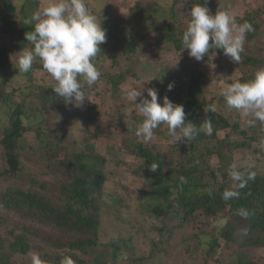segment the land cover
Returning a JSON list of instances; mask_svg holds the SVG:
<instances>
[{
	"label": "trees",
	"instance_id": "trees-1",
	"mask_svg": "<svg viewBox=\"0 0 264 264\" xmlns=\"http://www.w3.org/2000/svg\"><path fill=\"white\" fill-rule=\"evenodd\" d=\"M16 1L18 0H0V24L3 32L26 33L31 30V26L25 25L24 21L40 7L32 8L26 13L19 20V27L15 29L13 24ZM179 1L171 0L165 3L162 0H135L127 9V23L124 25L115 24L108 15L94 11L107 30V41L100 45L101 52L93 62L101 72V77L106 68L99 65V61L108 64L107 68L112 71L108 75L112 89L116 90L119 84L135 76L134 56L138 52L139 43L150 46L151 50L160 49L168 44L177 52L183 50L181 36L187 24H184V17L177 12L176 6ZM194 2L203 3L204 0H187L188 11ZM162 3L169 11L165 17L160 15ZM209 3L210 0H207L205 6L213 13L208 7ZM256 14L255 11H247L236 19L238 23L246 21L256 29L258 23L253 22ZM145 15L153 19V24L140 32L137 25ZM189 19L188 14V21ZM255 37L254 30L247 34L246 41ZM5 50L0 42V82L6 80L5 77L12 69ZM183 51L187 53V50ZM210 51H215L219 57H226L221 50ZM261 52L263 56L259 57L244 48L239 63H234L228 58L242 72L231 82L250 80L258 69L264 67V51ZM207 59L208 56L204 58ZM204 60L199 62L195 60L196 67L181 62L174 71L162 72L161 76L153 79L151 83L158 89L160 97L166 95L171 101L183 105L187 121L199 125L204 119H210L213 126L212 135L201 132L195 139H185L174 144L171 142L167 127L162 129V125L154 130L157 135L160 134V145H155L153 142H144L137 138L133 128V134L124 137L122 149L127 155L134 157V164L138 163L135 168L139 165L142 169H130L133 180L144 183L143 175L135 173L150 170L153 163L158 165L156 171H150L153 180L152 183H148L151 186L150 200L156 204L152 205L149 213L157 217L163 206L167 209L173 208L177 213L182 212V223L186 219L190 221L188 225L192 230L193 241L191 246H196L191 247L193 251L194 249L200 251L201 244L204 243L201 236L207 233L209 224L225 221L223 224H216L214 240L208 241L209 249L205 254L207 257L199 258L197 261L202 264H209L211 261L213 264H222L219 259H214L215 252L221 245L220 239L224 244L229 243L235 247L246 249L264 247V174L256 173V170L250 167L239 168L246 173V177L247 175L253 177L246 179L245 186L241 188L229 175L230 165L223 164L229 152L250 145L251 141L260 142L259 140L263 139L261 134L264 132V124L257 123L254 127H249L246 123L247 127L242 128L237 120L239 118L237 113L235 120L230 122L225 115L216 110L207 111L212 104L211 101L204 99L202 78L205 73L197 66L205 62ZM257 66L259 67L256 68ZM39 73L50 77L38 61L28 73H23L29 78L32 86H39L38 88L42 89L39 98L35 97L34 101L41 102V108L51 107L54 109L53 116H59V111L64 108V102L52 90L55 87L54 83L50 90L48 85H35ZM170 82H174L175 86L169 92L166 85ZM89 89L98 91L96 84ZM19 91L22 94V89ZM10 95L11 93H7L6 97L2 95L1 98L5 102L8 100L7 104H13ZM25 98L22 96L8 112L7 118L0 121V175L13 178L18 174L21 168L20 139L25 134L33 132L37 137L44 136L42 146L26 145V148L32 153L37 150L44 152L43 157L48 162L46 170L52 169L51 165L58 168L54 173L45 172L61 177L60 180L66 182L61 183L62 201L53 199L44 191V186L26 188L7 186L0 191V225L5 229L0 237V244L3 246L0 248V264H21L15 256L29 252L38 254L44 264H61L65 257L70 258L73 264H149L154 257H160L161 264H166L161 256V245L165 241L163 235L171 234L173 229L165 230L161 224L159 229L156 227V238H150L144 233L148 247L139 255L133 251L129 252L122 243L100 241L99 229L104 209L101 199L107 181L106 153L97 150L93 139L85 141L81 149L75 151L69 148L67 135L46 125L43 120L25 122ZM220 98L224 104V98ZM55 109H59L58 112H55ZM92 130H87L86 133L93 137L98 130L96 127ZM219 131H224L222 137H219ZM232 132L238 134L242 141H231ZM152 145L156 147L153 149ZM109 149L119 151L117 147ZM198 150L203 152L200 153ZM211 153H215L220 159L221 166L213 168L209 164L208 157ZM175 155L178 158L173 157ZM232 163L231 160L228 164ZM218 178L221 180L218 181ZM225 190L238 191L239 197L225 200L222 198ZM121 197V194L118 195L116 201L121 202ZM241 209L248 211L247 218L238 215ZM121 211L116 210L118 218ZM228 215L230 218H226ZM180 225L181 223L178 226ZM185 251L187 253V248ZM239 260L240 264H264V259L257 257L240 255Z\"/></svg>",
	"mask_w": 264,
	"mask_h": 264
},
{
	"label": "rangeland",
	"instance_id": "rangeland-1",
	"mask_svg": "<svg viewBox=\"0 0 264 264\" xmlns=\"http://www.w3.org/2000/svg\"><path fill=\"white\" fill-rule=\"evenodd\" d=\"M135 0H86V3L90 10L108 15L112 22L118 25H124L127 23V9ZM171 2V0H162ZM48 0H18L16 1V11L14 14L13 27L17 29L18 22L23 16L28 13L32 8L42 7L46 5ZM165 2V3H166ZM163 4V3H162ZM208 7L213 11V14L217 10L227 11L235 18L242 17L247 11H255L256 18H253V22L258 23V27L254 29L256 31V37L250 41H246L244 48L246 51L251 52L253 55L259 57L263 56L264 51V0H210ZM177 12L184 17V24L188 21V8L187 2L180 0L176 6ZM168 9L165 4L162 5V11H160L161 17L168 15ZM98 18V16H97ZM153 24V19L147 18V15L137 25V30L142 32L148 29ZM25 33L17 31L15 33H6L1 30L0 24V42L6 48L5 54L8 61L12 65L10 73L5 77V81L0 82V121L5 120L8 116V112L14 107L15 103L19 102L22 96H25L26 100V112L24 115V121L33 123L36 120H43L46 125L60 130L64 135H67V142L70 145L69 148H73L75 151H79L85 141L91 139L96 143L97 150L100 153H106L107 163L105 165L107 181L104 188V195L101 199V205L104 207L102 224L99 229L100 241L110 242L116 241L122 243L123 247L129 252H134L139 255L143 249H147L145 243V235L150 238L157 237L156 227L162 225L163 229H173L171 234H165L164 244L161 245V256L164 258L166 264H202L198 263L199 258L207 257V250L209 249L208 241L213 239L216 233V224H223L225 221H218L216 224L213 222L208 225L207 233L201 236L200 251L191 249L196 246H191L192 230L188 225L190 221L186 219L182 223V212L177 213L173 208H165L163 206L162 212H159V216H155L149 213L152 209L153 202L150 200L151 186L148 183H152L151 170H145L144 172H137L136 175H143L144 183L134 179L133 173L130 169L142 170L135 163L134 157L127 155L122 146L124 145V137L130 135L133 132V128L136 127L137 122L141 119L138 112L135 110L133 103L128 99L126 92L129 87H139L143 84V94L147 97V92L144 91L147 88H154L151 83L153 79L159 78L163 73H170L175 70V63L179 52L175 48L168 44L160 49L151 50V47L139 43L138 52L135 54L136 61V74L133 77L128 78L126 81L119 84L118 88L112 89L110 80L108 78L111 69H108V64L99 61V65L105 67L103 76L100 81H97L96 87L98 91L88 89L86 96L89 101H85L82 108L66 107L59 111V116L54 115V109L51 107L41 108V102L34 101L35 97L40 96L41 88L39 86H32L29 78L23 73L18 72L15 65V58L11 57L18 52L21 48L29 47V44L25 41ZM215 51H210L207 60L198 64L201 69L204 70V77L202 78L203 96L205 100L211 101L212 107L232 122L235 120V114H239L237 119L242 128H246L247 120L249 117H245L239 111L235 109H229L224 101V104L220 97L221 91L226 83L233 81V78L241 75V70L236 67L227 57H219ZM181 62L185 64H192L196 67L195 60L190 58L184 51L180 53ZM178 64V65H179ZM257 66L256 68H258ZM36 84L48 85L50 90L54 82L52 79L43 73H39L36 77ZM151 80V81H149ZM28 87V88H26ZM22 89V94L19 90ZM7 93H11L10 98L13 104H7V101L3 100L2 95L6 97ZM6 99V98H5ZM9 102V101H8ZM43 104H46L43 102ZM35 106V108L33 107ZM59 109H55L58 112ZM132 113V119L129 120L126 113ZM137 115V116H136ZM46 118V119H45ZM48 118V119H47ZM81 125V126H80ZM96 127L97 134L92 137L91 134H87V130H91ZM164 126L162 129H164ZM160 128V127H159ZM128 134V135H127ZM133 134V133H132ZM219 137L224 135V131L218 132ZM262 138L260 142L251 141L250 145L243 148L233 150L228 153L224 159L223 164L231 165V160L236 163L239 168L250 167L256 170V173L264 174V132L261 134ZM42 137V138H41ZM37 137L33 132L25 134L20 139V151H21V168L17 175L12 177H5L0 175V191L7 186H21V187H41L44 186V191L49 194L53 199L60 198L61 183L66 180H60L52 173L57 172L58 168L52 166L50 170H46L48 162L43 157L44 152L32 151L26 148V145H38L42 146L44 136ZM171 137V136H170ZM231 141H242L241 137L232 132L230 134ZM172 138V137H171ZM72 141V142H71ZM147 142H153L155 145H160V134L154 135L151 140ZM118 148L112 150L109 148ZM153 149L156 146H153ZM35 148V147H34ZM200 153L202 150H198ZM170 157V156H169ZM178 158L177 155L173 156ZM209 164L213 168L221 166L220 159L215 153H211L208 157ZM116 162V163H115ZM208 163V162H206ZM205 163V164H206ZM232 163V164H233ZM204 164V165H205ZM203 165V166H204ZM1 166V165H0ZM230 167V166H229ZM1 168V167H0ZM52 171V173H47ZM219 175V173H218ZM218 181L221 179L218 178ZM122 195L120 202L116 201L118 195ZM156 204V203H155ZM124 206V210L121 209ZM116 210L122 212L118 216ZM230 218V215H228ZM232 220H227L230 222ZM181 223L180 226H178ZM158 225V226H157ZM5 229L0 225V237L3 235ZM134 237V238H133ZM221 245L215 252L214 259H219L222 264H240V255L242 257H257L264 259V247L259 248H241L239 246H233L232 244H224L220 239ZM3 247L0 244V248ZM130 248V250H129ZM187 248V253L185 249ZM190 248V250H189ZM133 249V250H132ZM192 252H189L191 251ZM35 252H29L28 254H19L15 258L21 264L31 263V255ZM160 257H154L153 261L149 264H161ZM127 264V263H125ZM213 264V261L209 262Z\"/></svg>",
	"mask_w": 264,
	"mask_h": 264
},
{
	"label": "clouds",
	"instance_id": "clouds-1",
	"mask_svg": "<svg viewBox=\"0 0 264 264\" xmlns=\"http://www.w3.org/2000/svg\"><path fill=\"white\" fill-rule=\"evenodd\" d=\"M206 3L207 0L192 3L188 11L190 19L181 36L182 49L198 62L209 56L210 50H221L232 62L239 63L246 36L254 31L253 26L246 21L238 23L227 11L217 10L213 14ZM24 24L31 26V30L24 34L30 47L21 48L11 56L15 58V68L20 73H28L38 61L54 82L52 90L62 98L65 106L82 108L85 101H89L86 89L101 77L93 62L101 52L100 45L107 41V30L101 19L90 10L86 0H48L46 5L26 18ZM181 51L175 63L177 67ZM174 86V82H170L166 90L170 92ZM142 88L143 84L138 88L129 87L126 92L141 117L134 129L137 138L144 142L151 140L154 130L162 125L167 127L174 144L195 139L201 132L212 135L210 119H204L199 125L187 121L182 104L171 101L166 95L160 97L155 88L145 89V97ZM221 95L229 109L250 118L247 120L249 127L264 124V67L258 69L250 80L226 83ZM207 111L214 112L215 109L209 107ZM126 114L131 120L132 113ZM157 168L158 165L153 163L150 170L156 171ZM230 169V177L241 188L246 179L253 178L251 175L246 177L236 163L231 164ZM238 197L239 192L232 190H225L222 196L225 200ZM238 215L247 218L249 213L241 209ZM31 264L44 262L33 253ZM61 264H73V261L65 257Z\"/></svg>",
	"mask_w": 264,
	"mask_h": 264
}]
</instances>
